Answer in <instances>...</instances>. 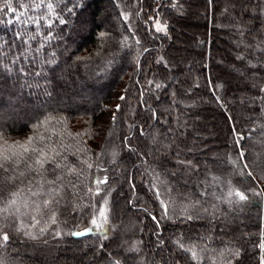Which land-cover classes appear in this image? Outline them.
I'll return each mask as SVG.
<instances>
[{
  "label": "trees",
  "instance_id": "16d2710c",
  "mask_svg": "<svg viewBox=\"0 0 264 264\" xmlns=\"http://www.w3.org/2000/svg\"><path fill=\"white\" fill-rule=\"evenodd\" d=\"M123 1L45 0L40 8H36L30 0H12L11 7L16 9L15 12L0 11L3 63L8 64L26 49L31 50L27 60L20 56L19 62L12 66V75L0 71V149H7V145L17 141L23 144L29 137H33V144L39 146L41 135L45 137V143L50 137V142L66 155V163L81 173L79 176L63 175V179L57 182V186H62L60 193L45 207L43 201L51 199L52 194L44 181L55 179L51 165H45L47 172L43 176L29 171L28 164L33 163V159L18 166L15 161L6 163L7 172L0 169V178L17 177L0 185V209L7 205V213L0 212V218L11 213L5 221L11 226L0 231V264H112L113 259L121 264H219L220 254L226 249L239 250L238 256L231 257V264H261L264 256V249L259 247L264 237L261 202L251 197L246 208L239 206L240 209L235 210L224 200L222 191L214 193L211 185L201 182L209 174L224 180L234 167L245 173L243 180L253 185L261 183L264 188V92L261 91L264 88V12L261 11L264 0H225L233 14L250 11L247 16L241 13L244 16L241 24L246 32L242 33V44H238L236 50L230 42L240 34L239 30L220 24L224 0H201L202 19L197 21L196 18L195 22L191 18L198 14L199 0ZM47 2L54 4L51 13L46 7ZM3 6L4 0H0V8ZM214 13L217 23L213 22ZM42 16L45 19L39 25L33 22ZM155 17L166 25L165 31H156ZM60 19L65 23H60ZM179 25L183 30H178ZM188 27L200 31L197 49L190 45L192 39ZM252 32L255 36H251ZM101 33L105 35L101 36ZM177 41L182 42V50ZM242 47L245 52L239 53ZM38 48L39 52L36 51ZM186 52H189L194 75L192 71L176 76L167 74L170 68L161 63L159 57L167 56L175 62ZM223 58L235 65L237 73H230L220 66ZM52 60L54 63L48 62ZM21 66L26 75L18 72ZM193 77L196 82H192ZM156 84L161 87L156 88ZM187 89H191L199 100L203 97L209 100L208 104L199 101V107L189 113L191 118L188 121L195 123L198 129L207 124L215 125L212 137L216 144L211 147L219 157H212L197 146L190 147L189 151L183 150L189 136H175L164 122L172 120L175 113L176 117L180 116L178 112L186 116L177 100L186 98ZM45 90L50 94L46 95ZM236 90H244L240 101L236 99ZM121 96L125 99L121 100ZM115 102L120 105V110L116 111L117 120L121 117V127L117 130L114 129L116 122L107 114V105ZM129 108L135 111L128 122L136 127L125 124L123 112ZM47 117L53 119L39 128L34 127ZM104 117L108 118L110 127L101 122ZM82 119L93 125L92 137L88 139L82 131L71 128L73 122ZM148 130L150 133L146 134ZM112 133L119 141V160L123 163V178L119 185L115 182L116 170L106 159L115 135ZM236 134L245 137L239 146L234 142ZM60 145L65 147L60 148ZM132 147L139 153L130 150ZM241 149L245 156L238 159ZM14 150H19L18 145L9 151ZM178 153L193 155L201 165L194 162L193 166L187 167L178 164L174 159ZM229 158L235 163L229 164ZM84 161L86 163H82ZM87 164L93 167L88 168ZM244 164L248 167L245 168ZM97 165L104 170L103 174L107 172L108 185L114 187L109 206L111 228L114 223L119 226L118 203H122L123 209L136 219L145 217L146 232L131 239V246L138 248L137 252L121 248L119 237L113 239L117 229L107 239L96 231L82 237L68 234L88 228L92 210L86 209L81 214L79 209H73L90 202V196L84 194L86 187L95 190L93 181L105 176L100 174ZM143 166L148 170L143 181L145 184L140 170ZM183 167L195 173L183 175ZM153 169L173 189L170 198L174 204L169 205L168 218L163 220H160L162 208L149 191ZM21 172L25 175L20 176ZM232 172L234 182L236 172ZM56 175L62 173L57 170ZM217 182L220 186L223 184V181ZM122 185H126V191L118 197ZM33 192L40 194L34 196ZM11 193L18 194L13 197ZM12 199L15 204H8ZM252 207L255 209L254 227L250 228V223L243 218H249ZM53 213L56 224L51 222ZM187 215L193 219H185ZM151 216L160 220L159 226ZM17 228L31 232L37 238L29 239L22 232L17 233ZM42 228L46 231L41 232ZM247 228L253 229L249 235L242 232ZM56 231L62 234L56 236ZM3 232H7L10 238L6 244L2 241ZM171 240H180L185 247L195 245L193 250L203 259L193 260L191 253L178 248L177 244L170 246ZM74 245L80 248L76 251L78 255L56 260L60 247ZM68 251L72 252L71 249Z\"/></svg>",
  "mask_w": 264,
  "mask_h": 264
},
{
  "label": "rangeland",
  "instance_id": "374dc122",
  "mask_svg": "<svg viewBox=\"0 0 264 264\" xmlns=\"http://www.w3.org/2000/svg\"><path fill=\"white\" fill-rule=\"evenodd\" d=\"M226 2L228 3V1H226ZM226 2L224 0V2L221 5V12H222L223 17H222V20H220V24L229 26L233 30H239L240 34L238 36H234L233 38H231V42H230V43H232L233 46L235 45L234 47H235V50H236L237 45L238 44H242V40H243V36H242L243 34L242 33L246 32V31L245 32L243 31L244 30L243 24H241V20H243L242 17L247 16V13L250 12V11L249 10H246V12L242 11L244 13L243 14L244 16L241 14L242 12L235 13L236 14L235 15V14H233V12L231 11L230 7L228 6V4ZM128 8L130 10V4L127 5V9ZM197 10H198L197 16L194 15L191 18L192 22H195L196 18H197V21L198 20L200 21L202 19L203 7L201 5V0H199V4H198V9ZM252 11L253 10H251V12ZM106 12L108 13L109 11H106ZM182 14H184V13L182 12ZM213 16H214L213 22L217 23L216 13H214ZM224 16H227V18H228V16H230L231 19L230 18L229 19H225ZM157 21H160L161 24H164L160 18L155 17L153 19V24H154L155 28H156V22ZM178 30H183L182 26L179 25ZM188 32H190L189 34H191V35H189L191 37V39L195 40V43L194 42L192 43V40H190L191 41L190 45L192 47H194L195 49H197L198 48V41L200 42V35H201L200 31H195V30L191 29L190 27H188ZM251 36H255V33L252 32ZM176 43L181 46V48H180L181 50L184 48L182 46V42L181 41H177ZM261 45H262V43H261ZM244 48L242 47L240 49L241 51H239V53L245 52ZM186 53H187L186 55H181V57H178L177 61H175V62H172L171 59H169L167 56L165 58L159 57V60L161 61V63H163L164 65H167L170 68L169 70H167L168 71L167 74H171V75L174 74V76H176V75H180V73H188V72L192 71L190 63H189L190 62V55H188L189 52H186ZM237 53H238V51H237ZM237 56H239V55H237ZM234 63L236 64V62H234ZM220 66H222V68H224L225 70L229 71L230 73L232 72V73L235 74V72L237 71V70H235V68H236V67H234L235 65L233 63H227L224 58H223V60H221ZM192 74H193V71H192ZM186 75L189 76L188 74H186ZM174 78L175 77H172V81H174V83H176L177 80H173ZM195 80H197V79L195 77H193L192 82H194ZM191 91H192L191 89H187L186 90V93H187L186 98L183 99V100H180V99L177 100V103H180L183 106V109H184L183 111H184V114L186 116H184V115L181 116V114L178 112V114L180 116L176 117L177 114L175 113V114L172 115L173 116L172 120H164V122L167 124L168 129H170L171 132L175 136L178 135V134L183 136V137H186V138H187V136H189L187 138V140H188V142H187L188 144H186L187 147H184L183 150L189 151L190 147L194 148V147L197 146L199 148H204L205 149L204 152L207 151L208 155H210L212 157H219L220 155L216 152L215 149H213L211 147V146L216 144L215 143L216 141L212 137V135L215 132V129H214L215 125H212V126L210 124L206 125V123L203 122V124H205L206 127L202 128V129H198V126L195 123H191V122L188 121L191 118L189 113L192 112L194 109L199 107V105H197L199 103V101H201L200 103H207V104L209 103V100L206 97L200 98V100H199L196 96L194 97V95L191 93ZM242 91H244V90H238V91L236 90L235 91V93L237 94L236 95V97H237L236 99L238 101H240L241 97H243V95H244L242 93ZM193 99H196L195 102H197V103L192 102ZM117 105H118V103H116V102L115 103H110V104L107 105L108 106L107 114H109L108 115L109 117L111 116V120H112L113 114H115V116H116V111H117L116 110L117 109L116 106ZM134 111H135L134 109H132V108L130 109L129 108L126 113L123 112V116L125 117V119H124L125 120V124H126L127 127L131 126V121L128 122V120H129V118H131L133 116ZM102 119L103 120H101V122L102 121L104 122L103 125L105 127L108 126L109 125V122L107 121L108 118L104 117ZM118 119L119 120H117V117H116V120H115V122H116L115 125L116 126L114 125L115 128L113 127L116 130L121 127L119 125L120 121H121L120 120L121 117L118 118ZM71 125H72L71 126L72 129L78 130L79 132L82 131L83 133H85L87 139L89 137H92L93 125H92L91 122L87 121V119H82V120L75 121ZM109 127H110V125H109ZM184 128H185V130H184ZM153 129H155V128H153ZM150 130L146 131V134H149ZM192 131H193V133H192ZM207 131H208V133H207ZM83 133H82V136L84 135ZM115 133L118 134L117 131ZM115 133H112V134L114 135ZM189 133L191 134V136H190ZM116 134L114 135L112 143L110 144V147L108 149V157L106 159L109 161L110 164H113L112 167L115 168L116 174H117V176L115 177L116 178L115 182L119 185V182L121 181V178H123V170H122L123 169L122 168L123 163H122L121 160H119L120 159L119 158V152H120L121 149H119V147H118L119 146L118 145L119 141L117 140ZM106 145H108L107 142H106ZM132 148H133L132 150H133L134 153H136V154L139 153V151L136 150L135 147H132ZM113 153H116L115 157L113 156ZM174 159H175L176 162H178L180 160L185 161V162L191 161V162H194L196 164H200L201 165V163L198 162L196 160V158L193 155H191V154H187V155L183 156L180 153H178V154L175 155ZM233 161L234 160L232 158H229V160H228L229 164H232ZM193 165L194 164H191V166H193ZM206 167L208 169L211 168L208 165H206ZM183 168L185 169V172L183 173V175L184 174L185 175L186 174L192 175V174L195 173V172H190L188 169H186V167H183ZM141 169H142L141 173H143L142 176H144L143 177L144 179H142V182L143 181L145 182V177H146V175H148V173L145 171V167L144 166L141 167L140 170ZM232 170H234V172H236V175H235L236 176V181H234V182L232 181V178H231L232 174H233ZM232 170L229 173L226 174L227 177H225L224 180H222L221 178L216 177L215 174H214L215 176L212 175V174H209L208 178L205 181L201 182V183H204V185H206V184L207 185H211L210 186L211 187V191L214 192V193L222 191V193L224 195V198H225L224 200H226V201L228 199H232L234 201L238 199L235 195L230 197L229 196L230 192L234 193L235 190H239L241 192H245L246 195L248 196V201L250 200L251 197H253V198L255 197L258 201L261 202V206L263 208L264 207V188H263L262 184L258 183L256 185H253L252 183L246 182L247 180L245 178H244L245 180H243V178H242L243 176L240 175L241 172L239 170L234 169V167L232 168ZM214 172H217V171H214ZM100 174L105 175V174H107V172L105 174H103L102 171H101ZM218 180L219 181H223V184H222L223 186L219 185V182H217ZM231 181L233 182L232 184L230 183ZM231 185H233V187H235L237 189H235L233 187L230 188ZM110 186L112 188V191H111V195L109 196V206L111 204L112 192H113V188H114L112 186V184ZM252 189L255 190V193H259V195L254 194L253 191H251ZM124 191H126V185H122V187H120V190H118V197H122L123 194L125 193ZM247 192H249V193L247 194ZM250 193H251V196H250ZM216 199H218V198H216ZM233 204L231 206L234 207L235 210H237V208H239V206L240 207H245V208L247 206L244 202H243V204L242 203H240V204L233 203ZM116 209H117L116 216H117V220H118L119 226H116V223H114L112 228H111L110 225L106 226L107 237L111 236L112 233L114 232V230L117 229L116 234L114 235L113 239H116L117 237H119L118 238L119 239V245H120L121 248L126 249V250L132 249L133 246H131V239L133 237L141 236V234H143V232H146V230H147V224L143 222V220L146 222L145 217L142 220L140 218L136 219L134 217V215L131 214L128 210L123 209L122 203H118L117 206H116ZM250 209H251V214H250L249 218H243V219L245 220V222L250 223L249 225L252 226L250 228H253L254 227L253 223H254L255 209L253 207L250 208ZM143 223H144V225H143ZM88 227H91L90 222L88 223ZM251 231H253V229H248L247 231H244V229L242 230V232L247 233V235L251 234ZM80 244H81V247L83 248L84 247L83 246L84 245V241H82ZM169 244H170V246H174V245H176V241L175 240H171L169 242ZM61 245H63V242H61ZM71 247H69V248H68V246H65L63 248L60 247L59 250H58V257L56 258V260L57 259L61 260V258H72L73 254L78 255V253L76 251H77V248L78 249H80V248L78 246H75V245L71 246ZM68 249H71L72 252L68 251ZM40 250H42V248H40ZM134 252H137V251H134Z\"/></svg>",
  "mask_w": 264,
  "mask_h": 264
},
{
  "label": "snow or ice",
  "instance_id": "6c2138e0",
  "mask_svg": "<svg viewBox=\"0 0 264 264\" xmlns=\"http://www.w3.org/2000/svg\"><path fill=\"white\" fill-rule=\"evenodd\" d=\"M11 3L12 0H4V6L2 8H0V11H11V12H15L16 9L11 7ZM31 4H34V6L36 8H40L44 3L45 0H30ZM46 7L48 9V12L51 13L54 11V4L52 2H47ZM69 11H71V9H69ZM262 12H264V9L261 10ZM17 19H19V17H17ZM45 19V17H37L35 18V20L33 22H35L37 25H39L40 21ZM125 19H127V17H125ZM60 23H65V21L63 19H60L59 21ZM9 23H11V21H9ZM49 28L51 27V21L49 20L48 23ZM166 30V25L161 24L160 21L156 22V31H165ZM104 33H101V36H104ZM51 37V34L49 33V37ZM32 39H35V36L32 37ZM26 43V42H25ZM137 43H139V41H137ZM41 47H43V45H41ZM39 48L36 49L37 52H39ZM30 49H26L23 53H21L19 56H16L14 58L11 59V61L8 64L3 63V55L0 54V71L7 73L9 75H12L14 69H13V65H16L19 60H20V56H23L25 60L28 59V55L30 53ZM146 51V49H145ZM55 54L53 53V56ZM49 63H54V60L52 61H48ZM18 72L21 74H25V69L23 66L19 67ZM37 76L41 75V73H36ZM149 84L152 83V81L148 82ZM37 87H40V85H36ZM161 85L160 84H156V88H160ZM262 92H264V88L261 89ZM45 94L49 95L50 93L47 92V90H45ZM141 95H143V93H141ZM121 100L125 99L124 96L120 97ZM117 111L120 110V105L116 106ZM155 112L153 111V119H155ZM51 119H53L52 117H47L45 119V121L40 122V124L34 125V127L39 128L41 126V124L47 123L48 121H50ZM113 122H115L116 120V116L115 114H113ZM130 127H136V125H132ZM235 132V129H233ZM141 132H143V130L141 129ZM79 135V134H78ZM49 142L45 143V137L43 135H41L39 137V140L41 142V144L39 146L33 144V137H29L28 140L26 142H24L23 144H21L19 141L15 142L13 145H7V149H0V169H3L4 172H7L8 169L5 168V164L6 163H11L12 161H15V166L20 165L22 162L23 163H27L28 159H33L34 162L31 164H28V169L29 171H34L37 174L40 175H44L47 172V169L45 168V165H51L52 169H53V175L55 176V179L53 180H45L44 183H46L47 185H49L50 187L48 188V192L52 194V198L51 199H46L43 201V204L45 207H47L48 205H50L51 203H53L54 198L56 195H58L61 191V187L62 186H57V182L61 181L63 179V175H81L80 172L77 171L75 166H69L66 163L67 157L66 155H62L61 151L58 150V147L56 145H54L53 143H51V138L49 137ZM128 137H125V140H127ZM245 137L243 135L240 134H236V138L234 140L235 144L237 146L240 145V142L242 140H244ZM5 144H7V142L5 141ZM18 145L19 150H14V151H9L10 149H14L16 148V146ZM60 148H63L65 146L60 145ZM132 150V149H130ZM116 153H113V156L115 157ZM245 156V152L241 149L239 151L238 154V159H243V157ZM82 163H86V161L82 162ZM180 165H184V166H191L192 162L191 161H178L177 162ZM233 163H235V161H233ZM88 168H92L93 165L92 164H87ZM244 167L247 168L248 165L244 164ZM98 170L104 171L103 169L99 168V165H97ZM57 170H59L62 175H56ZM146 172L148 171L147 169L145 170ZM154 175H153V180L150 181V187H149V191L152 192L153 197L155 198L156 201L159 202L161 208H162V215L160 217V220L166 219L168 218V211H169V205L170 204H174V200H172L170 198V194L172 192V188L168 186V184L160 179V175L159 173H156L155 170H152ZM20 176H24L25 173L21 172L19 173ZM174 175V173H173ZM240 175H245L244 172H241ZM247 175L251 176L252 173L248 172ZM17 177L15 176H4L3 178H0V185H3L4 183H6L9 180H15ZM253 179H255V176H253ZM94 185H95V190H93L92 187H86L85 190V196H90V202L84 205H77L76 208H74L73 210L76 211L77 209H79V211L81 212V214L84 213V211L86 209H91L92 210V217L90 219V225L91 227L86 228L84 231H74L71 233H68L69 235L72 236H76V237H82L87 235L88 233L93 232L94 230L97 232H100L104 235V238L107 239V231H106V226H108L110 224V220H109V216H110V207H109V196L111 195V191L112 188L110 185H108V177L104 176L103 178L97 177L94 181H93ZM73 188H76L75 184L71 185ZM133 189L135 188V185L132 186ZM41 191H43V185H41ZM251 191H253L254 194L259 195V193H255V190L252 189ZM18 193H11V196L15 197ZM39 192H33L32 195L36 196L39 195ZM235 195L238 199L237 200H232V199H228L226 202L229 204V206L231 207V205L233 203L236 204H240V202H244L245 204L248 202V196L246 195L245 192H241L239 190H235V192H230L229 196H233ZM163 197V198H162ZM83 199V197L81 198ZM56 203H59V201H55ZM129 203H131V201H129ZM196 203H199V201H196ZM8 204H15V200L12 199L8 202ZM194 206V205H192ZM213 208H216L215 205H213ZM187 209H185L186 211ZM145 212L148 211V209H144ZM205 212H207L208 210L205 209ZM0 212H5L7 213V205L0 209ZM8 215H11V213H9ZM8 215H5L3 218H0V231H2L5 227H10L11 225H8L5 223V221L8 219ZM149 215H151V213H149ZM152 220L156 222L157 226H159L160 220L157 219L156 216H151ZM33 219H35V217H33ZM185 219L187 220H191L193 219V217L191 215H187L185 217ZM213 219H215V216H213ZM51 222L52 224H56L57 223V219H56V215L55 213H53L52 217H51ZM36 223H39V221H36ZM41 232L46 231V229H40ZM17 233H21L23 234V236L35 240L37 237L34 236L31 232H25L20 228L16 229ZM62 233L59 231L55 232L56 236H60ZM9 235L7 232H3L2 235V241L6 244L9 241ZM159 243H163V241H160ZM177 247L180 249H183L185 252H189L191 253V257L193 260H199V259H203V257H198L197 253L193 250L195 248V245H193L192 247H185V245L180 241L177 240L176 241ZM101 247H103V245H101ZM259 247L261 249H264V237H262V242L260 243ZM129 251H138V248H132L129 249ZM225 253H227V256H225ZM239 250L238 249H226L225 252H222L220 254V260H219V264H231V257L233 256H238ZM112 264H121V262L119 260L113 259ZM261 264H264V256L261 257Z\"/></svg>",
  "mask_w": 264,
  "mask_h": 264
}]
</instances>
